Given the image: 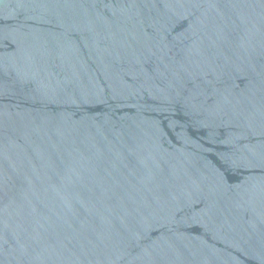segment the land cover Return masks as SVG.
Here are the masks:
<instances>
[{"label": "water", "instance_id": "obj_1", "mask_svg": "<svg viewBox=\"0 0 264 264\" xmlns=\"http://www.w3.org/2000/svg\"><path fill=\"white\" fill-rule=\"evenodd\" d=\"M0 264H264V0H0Z\"/></svg>", "mask_w": 264, "mask_h": 264}]
</instances>
